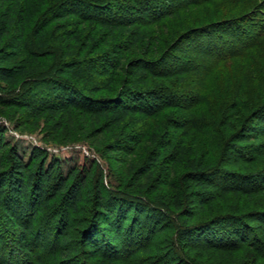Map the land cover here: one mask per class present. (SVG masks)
<instances>
[{
  "label": "trees",
  "instance_id": "16d2710c",
  "mask_svg": "<svg viewBox=\"0 0 264 264\" xmlns=\"http://www.w3.org/2000/svg\"><path fill=\"white\" fill-rule=\"evenodd\" d=\"M182 42L193 58L173 55ZM11 54L0 65V119L26 110L46 142L83 136L97 153H131L135 136L110 140L129 116L187 109L173 132L202 136L216 156L175 145L158 122L126 180L95 159L65 173L39 148L24 160L0 123V264H202L181 246L236 262L229 250L252 245L264 258L249 223H264V0H0V60ZM221 76L231 92L206 113L198 105ZM36 90L42 99L26 100ZM236 141L248 152L224 168ZM164 154L173 177L157 172ZM167 183L169 196H151Z\"/></svg>",
  "mask_w": 264,
  "mask_h": 264
},
{
  "label": "rangeland",
  "instance_id": "374dc122",
  "mask_svg": "<svg viewBox=\"0 0 264 264\" xmlns=\"http://www.w3.org/2000/svg\"><path fill=\"white\" fill-rule=\"evenodd\" d=\"M170 1V0H169ZM172 1V0H171ZM249 27V26H248ZM253 31L254 27H249ZM225 39L229 40L228 38L224 37ZM191 45L187 44V42H182L179 44L174 50L173 55H178L179 58H186L191 57L193 58L195 53L194 49H191ZM13 51V50H12ZM11 54L9 56L8 60H0V65L5 64H11L14 63V61L17 60L15 56H12ZM167 64H174L175 59L174 56L172 58H169L166 60ZM179 79V78H178ZM192 80H195V78H192ZM213 85L208 86V92H210V96L208 97L205 104L198 105V107L204 111L208 110L210 107H216L218 104L222 103L224 101L223 97L225 93L231 92V84L228 85V82H226V78L217 79L214 81ZM178 83V82H177ZM193 85V84H192ZM84 89H88V86H84ZM177 87L180 91L185 89L184 84H177ZM176 87V88H177ZM230 87V88H229ZM42 91V90H41ZM40 90H36L35 92L31 93V96H27L26 100L28 101H34L35 99H42V94ZM46 91V90H43ZM187 109H183L182 111L180 109H168L162 112V118L160 120H157L155 118H147L143 115H134L132 117L129 116V118L126 119V121L118 128L116 132L110 137L111 141H117V143H126L125 138H127L129 134L135 136L137 140L132 142L134 152L131 153H125V152H111L110 154H103V152L97 153L94 151L92 146L90 145L89 141H86L84 138L81 137L78 141H74L73 143L64 145L54 142H46L43 138L45 130L41 128L42 122H39V126L36 125L37 122H35V118L31 117L30 113H28L26 110H20L17 108L7 111L6 114L3 116V119H0V123L7 128V132L4 134V138L7 141H10L12 144L15 145L18 153L24 158V160L28 161L33 149L39 148L45 151L46 155V163H51L52 160H56L59 163V167L63 170V172H67L72 166L80 165L83 162H90L92 159H95L99 161L104 166L105 173L108 172V169L115 174L119 175L121 178L126 180L125 171L126 169H129V165L132 162L138 161L140 155H145L144 152L146 151L147 142L145 139H143V135L145 132L151 130L156 123H166L165 124V130L167 131L168 138L174 140V143L176 145V142L178 144L185 143L187 146L197 147L198 149L202 151V153L205 155V152L211 153L208 151L209 145L207 144V140L203 138L202 136L198 135L196 137H191L188 135L186 137L184 135V130H179L177 132H173L172 127V120L173 123H179L182 122L185 117V111ZM190 112V111H189ZM210 112V111H208ZM207 113V111H206ZM167 121V122H166ZM170 123V124H169ZM21 125L22 128H27V131L24 130H16L14 129V125ZM257 128H263V123L255 121L254 124ZM264 129V128H263ZM169 139V140H171ZM130 141V140H129ZM172 141V140H171ZM237 145L239 147L243 145L239 151H235L234 149H229L225 155L224 160L222 161V167L224 168H232V159L234 157H237L240 155V153H245L246 144L242 143L241 141H236ZM197 145V146H196ZM245 145V146H244ZM153 149V148H151ZM161 147L157 148V150H153L152 152H149L150 156L154 154H157V151L161 152ZM248 152V150L246 151ZM215 154H208V161L211 162L214 158L212 157ZM216 156V155H215ZM121 160V162L119 161ZM109 166H105V164ZM172 164L169 161V158L167 155L160 156L159 162H158V173L163 172L164 177H173L174 175H170V168H168V165ZM176 168H178L176 166ZM164 169V171H163ZM169 169V170H168ZM171 191L170 186L167 184H163L159 186L154 193L151 194V196H158V197H167L169 196V193ZM231 199L228 200V203H230ZM228 203H222V207L227 209V207L230 205ZM237 205V204H235ZM249 223L251 226H256V235L259 237L261 243H264V223L260 222L257 218L250 217ZM163 236V235H162ZM160 234H156L153 237V241L159 242V240L162 238ZM227 243H230L228 239H225ZM237 241V240H236ZM164 246V245H162ZM257 246V245H256ZM182 252L189 257L195 258L197 261L201 262L202 264H207L210 262L207 261V257H209V253L212 255L211 260H217L220 259L222 264H264V258L260 259L261 257L256 254V250H252L254 248L252 245L249 247H240V248H234V250H229L230 256L234 254H238L240 257L239 260L235 262L233 258L227 257L225 258V255L223 253H217L213 251H209L204 248H187L186 250L184 247H182ZM259 248V247H258ZM166 252L167 249L163 248ZM256 249V248H255ZM91 251V250H90ZM255 253V254H254ZM248 254V255H247ZM124 255V254H123ZM155 256V254H153ZM152 255V256H153ZM247 255V256H246ZM125 256V255H124ZM158 256V255H157ZM161 256V255H160ZM101 258L103 257H96L95 259L98 262H101ZM104 259V258H103ZM103 263L106 264H119L118 262H107L106 260H102ZM210 261V260H209Z\"/></svg>",
  "mask_w": 264,
  "mask_h": 264
}]
</instances>
